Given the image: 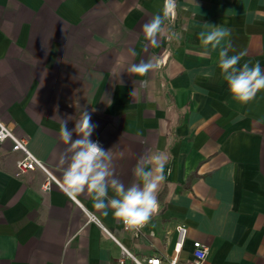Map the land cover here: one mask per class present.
Segmentation results:
<instances>
[{"label": "crops", "instance_id": "0c3cea01", "mask_svg": "<svg viewBox=\"0 0 264 264\" xmlns=\"http://www.w3.org/2000/svg\"><path fill=\"white\" fill-rule=\"evenodd\" d=\"M164 5L0 0V123L54 180L43 190L45 174L18 172L23 155L0 143V264H119L122 248L140 262L188 264L196 241L208 248L203 264H264V90L234 100L219 48L204 56L199 39L205 24L227 28L229 55L246 53L238 66L264 69V0H176L165 24L181 38L151 47L142 25ZM153 57L157 69L128 73ZM82 109L125 187L142 156L169 157L163 200L138 231L94 209L87 193L72 199L63 190L61 120L73 117V129ZM179 227L186 234L176 251Z\"/></svg>", "mask_w": 264, "mask_h": 264}, {"label": "clouds", "instance_id": "9594fccd", "mask_svg": "<svg viewBox=\"0 0 264 264\" xmlns=\"http://www.w3.org/2000/svg\"><path fill=\"white\" fill-rule=\"evenodd\" d=\"M176 0H165L162 14L154 15L142 25V32L151 47H159L158 37L167 36L169 40H179L178 33L170 32L165 21L175 15ZM207 31L199 33V39L207 56L208 46L212 50L219 48V68L223 80L226 81L232 98L240 103L253 100L258 92L264 90V69L259 62L250 66L240 61L246 53L229 55L234 51L227 38L230 30L221 26L205 24ZM147 47V46H146ZM135 55V52L132 53ZM159 67L155 57L138 64H132L128 73L133 76H145ZM73 117L61 120L60 137L68 148L58 157V165L63 170L62 187L72 199L87 193L91 197L93 207L107 216L108 210L120 221L125 229L138 231L146 226L158 208V191L165 182V164L169 157L163 152L142 156L133 168L135 181L125 187L115 176L110 150H105L99 141L90 139L96 125L91 121V114L82 109L75 127L68 128V121ZM78 138L73 140V133ZM113 196H109V191Z\"/></svg>", "mask_w": 264, "mask_h": 264}, {"label": "built area", "instance_id": "2783aa9c", "mask_svg": "<svg viewBox=\"0 0 264 264\" xmlns=\"http://www.w3.org/2000/svg\"><path fill=\"white\" fill-rule=\"evenodd\" d=\"M6 140H9L12 143L11 150L13 152H19L23 155V158L20 161H18L16 164V168L18 172L26 173L29 171H34L36 169L40 170L46 176V181L42 186L43 190H49L50 183L54 182V180L48 173L45 165L41 161L36 159L29 152L27 148V142L25 140L17 139L16 137H14L11 134V132L0 123V143H3ZM91 220H93L92 217H90V221ZM123 229L126 230L124 225H123ZM177 232L179 234V243L177 244L176 251H179L183 243V238L186 234V229L183 227H179L177 229ZM192 247H193V253H192L193 258L188 264H203L208 255L207 246L196 241V242H193ZM125 258H129L134 264H160V260L157 257H151V258L144 260V262H140L136 258H134L126 249L122 248L119 264H124ZM174 263H175V260L171 262V264H174Z\"/></svg>", "mask_w": 264, "mask_h": 264}, {"label": "trees", "instance_id": "16d2710c", "mask_svg": "<svg viewBox=\"0 0 264 264\" xmlns=\"http://www.w3.org/2000/svg\"><path fill=\"white\" fill-rule=\"evenodd\" d=\"M164 194H165V190H162V192L158 195V202L161 203V199L163 200Z\"/></svg>", "mask_w": 264, "mask_h": 264}]
</instances>
